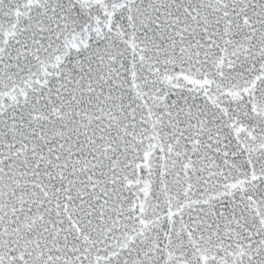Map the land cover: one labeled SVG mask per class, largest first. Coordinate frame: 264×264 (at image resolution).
I'll return each mask as SVG.
<instances>
[{
  "label": "snow or ice",
  "instance_id": "1",
  "mask_svg": "<svg viewBox=\"0 0 264 264\" xmlns=\"http://www.w3.org/2000/svg\"><path fill=\"white\" fill-rule=\"evenodd\" d=\"M0 264H264V0H0Z\"/></svg>",
  "mask_w": 264,
  "mask_h": 264
}]
</instances>
